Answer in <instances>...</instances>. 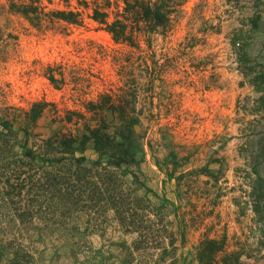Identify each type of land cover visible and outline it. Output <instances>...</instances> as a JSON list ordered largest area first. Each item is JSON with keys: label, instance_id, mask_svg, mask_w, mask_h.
<instances>
[{"label": "rangeland", "instance_id": "obj_1", "mask_svg": "<svg viewBox=\"0 0 264 264\" xmlns=\"http://www.w3.org/2000/svg\"><path fill=\"white\" fill-rule=\"evenodd\" d=\"M32 1L41 9L39 27L13 9ZM96 9L113 22L124 17L125 0H0V117L11 116L20 130L15 153L24 156L56 129L81 137L86 121L100 124L90 101L145 84L146 68H161L155 105H146L129 136L132 163L122 171L166 216L177 247L168 235L136 250L138 234L125 233L113 212L95 224L83 212L58 222L42 213L23 218L28 202L55 199L43 197L42 187L0 182V264H198L209 240L223 250L213 264L235 262L225 250L240 253V264H264V0H185L166 37L153 35L148 45L139 34L144 52L116 42ZM56 10L79 12L81 23L53 21ZM36 104L44 111L34 126ZM111 114L103 112L113 123L108 132L121 143ZM68 115L72 123L59 121ZM26 126L39 139L26 138ZM93 146L68 158L107 165L117 151L101 155ZM13 158V170L23 171Z\"/></svg>", "mask_w": 264, "mask_h": 264}, {"label": "trees", "instance_id": "obj_2", "mask_svg": "<svg viewBox=\"0 0 264 264\" xmlns=\"http://www.w3.org/2000/svg\"><path fill=\"white\" fill-rule=\"evenodd\" d=\"M33 2L23 6L14 5L13 9L17 8V13L39 27L42 23L41 9ZM184 3L185 0H125L123 18L109 22L107 12L97 9L94 11V17L96 21L107 25V31L116 42H122L144 52L139 34L142 32L145 34V43L148 45H152L153 35L166 37ZM49 14L53 21L81 23L79 12L56 10ZM127 61H132V57L129 56ZM154 67L156 68L151 66L146 68L145 78L148 80L145 84L137 83L127 89L122 87L121 92L117 94L105 93L102 94L100 101H90L89 111L94 114L93 120L99 121L100 124L95 125L86 121V133L81 134V137L71 130L56 129L50 138L39 139V135L33 134L30 127L23 128L26 138L39 139V144L36 142L33 148H25L24 156L23 153L22 155L15 153L20 130L16 129L10 119L11 116L0 117V182H3L7 189H23L24 185H31L35 190L42 187L43 197L52 196L55 199L54 203L50 204L27 201L28 203L23 206V218L33 220L42 213L44 216H52L55 220L59 217L56 220L58 222L67 215L71 217L74 213L83 212L89 218L88 223L91 221L95 224L102 221L106 213L113 212L125 233L138 234V241L134 246L136 250L152 246L154 243L162 245L168 235L173 238L166 216L154 209L147 199L138 195L137 190L128 185L124 170L122 171L123 166L132 163L125 150L126 143L131 139L129 136H133L134 131L141 126L140 119L147 110L146 105H155L156 80L161 68ZM52 79L57 81L55 76ZM141 100H144L146 108L142 106ZM43 108L41 104H36L32 110L30 115L34 126L42 116ZM105 111L113 114L108 118H114L116 122L121 123L120 127L118 126V129L123 131L120 136L121 143L116 142L109 134L108 130L113 123L105 121L103 116ZM126 118L130 119V123H122ZM59 119L60 122L66 121L69 124L74 121L70 115L59 116ZM91 140L94 143L93 149L101 155H107V152L116 147L117 151H114L111 162L104 165L101 161H94L87 165L82 158H68L77 149L86 150L87 143ZM13 156L18 160V165H23V171L13 170L15 167L12 166H17ZM49 157H54V164L47 166L46 160ZM38 160L42 164L38 163ZM181 235L184 239V234ZM177 241V238H173L169 244L173 250L177 247ZM216 244V240L201 244L197 251L198 264H213L219 252L223 251L216 247ZM225 253L227 257L236 256L235 262L229 261L228 264H240V253L229 254L226 250Z\"/></svg>", "mask_w": 264, "mask_h": 264}]
</instances>
